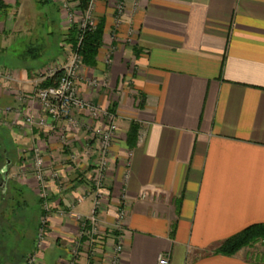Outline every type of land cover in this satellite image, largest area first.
Segmentation results:
<instances>
[{"label": "crops", "instance_id": "1", "mask_svg": "<svg viewBox=\"0 0 264 264\" xmlns=\"http://www.w3.org/2000/svg\"><path fill=\"white\" fill-rule=\"evenodd\" d=\"M10 6V23L0 15V51L9 53L5 60L11 65L0 67L13 70L14 87L25 95L33 89L30 71L50 62L42 61L47 48L39 31L50 37L58 26L50 3L34 10L19 1ZM128 11L115 24L107 0L96 2L102 45L96 65L86 66L84 74L106 77L111 95L80 84L86 101L114 112L118 128L108 157V205L100 216L102 229L111 235L97 247L106 254L102 264H109L122 192L127 215L121 264H156L160 254L169 264H264L263 247L252 256L245 249L235 255L215 252L227 238L264 223V0H136L135 7L128 1ZM117 89L121 94L115 95ZM6 106L41 114L39 104L16 103L0 83V111ZM13 112L0 120L14 124L5 130L16 145L15 167H23L17 162L22 149L35 146L48 160L64 159L56 133L24 131L23 119ZM131 122L139 130L129 148ZM47 124H52L49 117ZM68 140L83 161L80 173L68 178L72 189L58 197L66 210L86 188L81 174L89 176L98 156L85 132ZM87 143L93 149L89 161ZM91 207L88 197L74 209L88 216ZM75 216H51L37 264L71 257L79 227ZM32 240L22 258L34 249Z\"/></svg>", "mask_w": 264, "mask_h": 264}, {"label": "rangeland", "instance_id": "2", "mask_svg": "<svg viewBox=\"0 0 264 264\" xmlns=\"http://www.w3.org/2000/svg\"><path fill=\"white\" fill-rule=\"evenodd\" d=\"M21 2L22 5H25L29 10H34L37 5H44L46 3H50V7L52 10V14H54V22L57 23L58 30L57 32L53 33V29H51V35L50 37L46 34L45 29H41L40 32V42H43L45 44V47L47 50L43 54L42 61L43 63H47L46 66H44L41 69H35L30 71V78L32 80V87H34L38 84L40 87H46L42 86V83L45 81L44 77L46 78V75L49 71L53 72L54 69L60 67L65 63L66 59L69 57L70 52L72 51V48L74 49L76 46V42L78 41V24H77V18L80 16L81 6L80 1L77 0H0V15L3 13L5 18V25L10 23V17H7L6 14H12V11H10V5L14 6L16 2ZM98 0H96L97 2ZM118 1L121 0H107L108 5H111L113 8V17L115 24L122 20L123 16L125 14L118 13L116 9V4ZM126 1L125 7L126 8V16L128 11V1L132 0H124ZM95 2V7H96ZM20 5V3H18ZM18 5V6H19ZM56 10V12H54ZM94 18L96 20V25L94 30L97 27V24L101 22V20H98V18L95 15V8H94ZM74 30V31H73ZM73 32V33H72ZM86 32V31H85ZM84 33V32H83ZM82 33V38H83ZM6 34H4L5 36ZM73 36V41H70V38ZM102 45V43H101ZM101 47V46H100ZM99 47V49H100ZM99 51V50H98ZM7 51H0V64L3 65H11L10 62L6 61L7 59ZM9 54V53H8ZM110 56H108V59ZM82 59V57H81ZM86 66L83 63L82 59V66L79 70V73L76 78V90H77V96L80 98L82 97L81 91H80V84L83 82L87 84L89 87H93L97 89L94 85L90 84L93 80H98V78L92 77V78H86L84 74ZM0 69H4L6 74L8 75L7 78L0 76V83H2L5 86L6 91L12 96V98L17 102L20 103V105H23L24 103L30 101L29 96H31V92H26L24 95V92L21 90H18L17 92L14 87L15 83V75L13 70L0 67ZM5 75V76H7ZM43 76V77H41ZM44 80H43V79ZM47 79V78H46ZM103 81H105L104 87H99L97 90L103 89L106 91V93L111 92L108 88V81L106 77H101ZM37 83V84H36ZM118 91V93H117ZM113 94V93H112ZM121 94V90L117 89L115 91V95ZM86 101V100H85ZM88 103L92 104L91 102L87 101ZM97 107L96 104H93ZM113 105V102H112ZM103 109V108H101ZM15 112L19 118L23 119L24 123V131L32 132L34 129H38L40 131L45 130L47 128L48 132H54L59 136V143L62 146L63 149V155H65L64 159H62L59 163L58 161L54 162L53 157L47 158L44 157L41 150L38 148V146L32 147L31 150L22 149L24 152L17 158V162L21 163L23 167H15L13 164H10L7 167L8 176L10 179V186L5 183V189L4 192H2V196L5 197H12L11 201L2 202V207L5 208L7 206V210H5V213L3 214V220L0 221V227L2 229L0 230V238L2 243L0 242V251H2L3 245H7L10 247H18V253L21 254L27 247L30 245V242L34 239V249L27 253L23 259L18 264H24L27 261L28 256H33L35 258V264H37L39 261H41V255L42 251H45L46 244L41 250L35 249V243H36V236L38 231V225L39 220L42 216H48V222L50 223L51 216L53 214L61 216L67 213H76L77 217H88L83 216L80 213L75 211L76 205H78L80 202H77L78 199H82L83 197H93L92 193L94 192V185H95V178L92 173H89V176L87 177L86 173H82L84 177L81 179V181L84 179L83 183L85 185V189L83 190V193L79 196L75 197L72 202L70 203L69 210H66L59 202V195L62 194L61 192L67 191L68 189H72L71 181L68 179L72 175H77V173H80V166L82 164V157L74 150L75 145H73V142H70L68 140L69 135H77L80 131L85 132L87 136V141L90 142L93 141L92 137V131L101 125V122L98 121L95 117L96 114L89 111H86L84 109L78 110V109H72L70 110V113L68 114V118L62 119L57 122H52V124H47L46 119V125L44 126H37L35 124H30L26 122V119L28 116L33 115L37 116L38 113H25V111H21V108H15L11 106H6L2 111H0V115L3 117L9 116L11 113L14 114ZM109 114L112 113L111 109L106 110ZM85 113V114H84ZM87 114V115H86ZM113 114V113H112ZM68 119L72 120L73 125L68 122ZM103 120H107V117H103ZM105 123V122H103ZM117 125V124H116ZM13 121H6V120H0V140H3V137L5 136L6 130H11L10 127H13ZM49 126V129H48ZM6 129V130H5ZM117 133V132H116ZM65 134L67 136V147L65 146V143L61 142V135ZM8 148L11 149V151L14 152L15 158L17 155V151H15V143L8 142ZM90 143L85 145L84 154L85 157L89 159L92 155V148L89 147ZM38 151H35V150ZM67 150V151H66ZM21 153V151H20ZM27 153V154H26ZM1 156V151H0ZM7 157H11L10 154ZM14 158V159H15ZM60 156L54 157V160L59 159ZM12 160V158H11ZM40 160V164L36 165V162ZM15 161V160H13ZM87 161V162H88ZM96 161V160H95ZM92 163V170L94 168V163ZM60 165V166H59ZM72 169L70 170V174L66 172V169ZM91 170V171H92ZM33 178V179H30ZM78 178V177H77ZM33 182V183H32ZM28 183V184H27ZM105 186L106 180H105ZM53 188L54 191L50 188ZM107 190H109L107 188ZM6 191V192H5ZM40 197V198H39ZM49 199V200H48ZM120 199V197H119ZM84 200V199H83ZM82 200V201H83ZM102 207H101V216L103 215L105 208L108 205V197L106 198L105 195L102 197ZM81 201V202H82ZM120 202V200L117 201L115 207L117 209V205ZM7 204V205H6ZM1 207V206H0ZM116 209H115V215H116ZM45 210V211H44ZM46 211L48 214H46ZM47 225V233H48V226ZM80 225L78 228L79 232ZM112 232V231H111ZM27 238L26 245L19 246L20 242H24ZM87 237L85 236H78L76 237V241H73L70 245L69 252L71 253V257L66 260L68 262H75V264H102L104 260L105 253H103L101 250H99L97 247L102 246L101 242H106L107 236L99 235L94 238V250L96 253L92 256L93 258H89L90 252H89V242L86 240ZM102 238V239H101ZM47 239V237H46ZM112 244L111 250H113V240L114 238L111 237ZM79 241L78 243H76ZM47 242V241H46ZM264 248L263 242H257L254 244H251L249 246H246L242 248L241 250H249V255H255L258 252H261V248ZM240 250V251H241ZM238 251V252H240ZM237 252V253H238ZM5 253V252H1ZM2 255H0V264H11L12 260L9 262L8 259H2ZM40 256V257H39ZM74 256H77L74 261ZM52 261V257H50ZM5 261V262H4ZM58 261V260H57ZM64 262V261H63ZM57 264V262L55 263Z\"/></svg>", "mask_w": 264, "mask_h": 264}, {"label": "built area", "instance_id": "3", "mask_svg": "<svg viewBox=\"0 0 264 264\" xmlns=\"http://www.w3.org/2000/svg\"><path fill=\"white\" fill-rule=\"evenodd\" d=\"M80 1L81 11L80 16L77 18L78 24V41L76 46L70 52L69 57L66 59L65 63L62 66L54 69L53 72L49 71L46 75V78H50L59 72L58 77L55 80V83L51 86L40 87L37 85L34 87L31 96L29 99L31 102H36L39 104L41 109V114L37 116L30 115L27 117L26 122L30 124H35L37 126L46 125V119L49 117L52 122H57L62 119L68 118V114L72 109L86 110L91 111L96 114V119L101 122V125L95 128L92 131V139L96 143L97 149V159L94 163V168L91 171L92 175L96 180L94 185V192L92 193V207L90 214L86 218L77 217V221L80 225L78 236L87 237L86 240L89 242V258L96 253L94 250V238L101 235L111 236L110 232L108 233L105 229H102L103 223L101 221V207H102V197L103 195L108 197L107 186H105L106 173L108 170V157L110 153L111 143L114 141L117 125L115 121V114L112 111L109 114L106 109H101L93 104L85 101L84 98L77 96L76 90V78L79 73V70L82 66L81 55L78 53L77 48L82 41V33L85 31H92L95 28L96 20L94 18V8L96 0H77ZM133 7L136 6V0H132ZM126 1L121 0L116 4V9L118 13H126L125 7ZM119 22V21H118ZM118 22L116 24H118ZM6 72L4 69H0V76L7 78ZM43 77V76H41ZM44 77V79L46 80ZM43 79V78H42ZM43 79V80H44ZM90 84L94 85L97 89L105 86V81L102 79L93 80ZM93 88V87H91ZM95 89V88H94ZM107 117V120H103V117ZM68 122L73 125L72 120L68 119ZM105 122V123H103ZM61 142L65 143L67 147V136L65 134L61 135ZM35 151H38L37 149ZM41 162L38 160L36 165H39ZM82 199H78L77 202H81ZM120 202L116 209L115 222L112 225L111 231L116 232L112 237L114 238L113 250H111V255L109 257V264H121L122 254H123V245H122V236L121 232L124 227V222L127 215V203L123 192L120 195ZM45 211V210H44ZM46 214L48 212L46 211ZM47 225H48V216H42L39 220L38 231L36 236L35 249L41 250L46 244L47 237ZM79 228V227H78ZM101 238V239H102ZM77 241L76 243H78ZM101 245H104V242H101ZM106 255V254H105ZM77 256H74V261ZM58 264H64L67 262L58 261ZM24 264H35V258L33 256H28L27 261ZM68 264H75V262H68ZM156 264H169V259L167 255L160 254Z\"/></svg>", "mask_w": 264, "mask_h": 264}, {"label": "trees", "instance_id": "4", "mask_svg": "<svg viewBox=\"0 0 264 264\" xmlns=\"http://www.w3.org/2000/svg\"><path fill=\"white\" fill-rule=\"evenodd\" d=\"M74 31V30H73ZM73 33V32H72ZM83 38L81 44L77 48L78 53L81 55L83 59V63L87 67H94L96 65V56L99 50V47L102 43V35H103V23L99 22L95 30L86 31L83 33ZM73 36L70 38V41H73ZM59 72H56L54 76L47 78L42 86H51L55 83L56 78L58 77ZM138 125L134 122H131L129 130L126 133V144L129 148H132L138 139ZM7 134V133H6ZM1 159V158H0ZM2 189L0 188V221L3 220V214L5 210H7V206L5 208L2 207V202H10L12 197L2 196ZM6 204V205H7ZM2 227H0V230ZM27 240L28 237L23 238V240ZM263 242L264 244V223L253 224L250 225L235 235L224 240L215 250L216 253L223 255H235L242 248L249 246L251 244L257 242ZM0 242L1 238H0ZM27 243V241H26ZM23 246V243L19 244ZM2 251H0V255L2 259H8L9 262L12 260L11 264L19 263L22 258V253H18V247H10L2 244ZM1 252H5L4 254ZM25 256V255H24ZM259 258L264 261V253L259 256ZM2 262V260H0ZM5 262V261H4Z\"/></svg>", "mask_w": 264, "mask_h": 264}, {"label": "flooded vegetation", "instance_id": "5", "mask_svg": "<svg viewBox=\"0 0 264 264\" xmlns=\"http://www.w3.org/2000/svg\"><path fill=\"white\" fill-rule=\"evenodd\" d=\"M8 142H11V140L9 139L8 135L5 133V136L3 137V140H0V151H1V156H0V188L2 189V192H4L5 189V184L4 182L10 186V179L5 178L3 175L4 171H7V167L10 164H13V160H14V152L11 151V149L8 148ZM10 154V158L7 157ZM12 158V160H11ZM6 181H5V179ZM7 189V187H6ZM5 189V190H6ZM6 192V191H5Z\"/></svg>", "mask_w": 264, "mask_h": 264}, {"label": "water", "instance_id": "6", "mask_svg": "<svg viewBox=\"0 0 264 264\" xmlns=\"http://www.w3.org/2000/svg\"><path fill=\"white\" fill-rule=\"evenodd\" d=\"M3 175H5V176H4L5 178H8V177H9L7 171H4ZM5 178H4V179H5ZM5 181H6V179H5ZM4 184H5V182H4Z\"/></svg>", "mask_w": 264, "mask_h": 264}, {"label": "bare ground", "instance_id": "7", "mask_svg": "<svg viewBox=\"0 0 264 264\" xmlns=\"http://www.w3.org/2000/svg\"><path fill=\"white\" fill-rule=\"evenodd\" d=\"M40 198V197H39ZM49 200V199H48ZM49 223V222H48Z\"/></svg>", "mask_w": 264, "mask_h": 264}]
</instances>
